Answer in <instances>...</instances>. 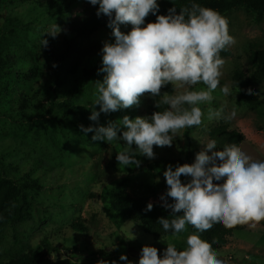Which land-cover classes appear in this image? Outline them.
I'll use <instances>...</instances> for the list:
<instances>
[{
	"label": "rangeland",
	"instance_id": "374dc122",
	"mask_svg": "<svg viewBox=\"0 0 264 264\" xmlns=\"http://www.w3.org/2000/svg\"><path fill=\"white\" fill-rule=\"evenodd\" d=\"M32 1L0 0L1 44L11 50L30 52L39 75L33 78L29 73L26 75L28 77L20 74L12 79L17 80L22 89H15L22 95H31L33 90H44L52 84L50 61L39 53L35 54L34 46L40 45L41 39L47 40L48 44L59 43L68 20L78 11V8H72L70 15L47 17V11L32 7ZM10 11L11 15L8 16L6 12ZM225 17L229 34L234 37L235 43L227 48L230 54L224 58L220 85H227L230 94L224 95L218 87L212 93L211 103L200 105L205 113L203 123L190 130L188 138L185 136L186 129H182L171 147L153 146L154 158L137 154L135 158L140 161L138 167L123 166L117 162L116 170L107 168L109 162L115 161L112 155H116L123 147L116 142L92 140L94 133H83L80 128V125L89 127L91 124L83 123L78 118L64 121V127L46 118L34 128H28L25 124L29 112L20 115L12 112L13 119L10 120L0 118V157L16 167L13 168L18 171L15 179L29 176L40 188L30 195V219L15 224L4 222L0 226V264L14 261L30 248H40L45 252L41 264H97L102 259L109 261V264L113 260L117 264H127L120 260L121 255L127 256L132 264H138L141 248L145 245L155 247L160 257L167 247L166 242L175 244L178 250L186 247L187 235L194 233L188 226L179 239L169 235L155 241L143 233L137 223L109 211L103 200L117 185L124 183L132 197L150 192L152 197L149 201L162 204L160 197L164 195L166 198L167 191L163 176L165 168L172 165L174 170L177 164L193 163L196 153L203 150L204 144L209 141L207 131L219 124L243 134L244 140L239 148L255 160H264V84L256 87L261 102L258 109H252L246 102L239 101L236 90L232 88L236 72L248 77L254 70L249 60L250 45L264 48V15L258 17L239 9L230 11ZM30 19L32 22L29 24L26 21ZM54 23L60 28L55 38L47 33ZM28 26L31 29L26 28ZM120 30L127 34L131 25L122 24ZM92 38L102 43L114 42L111 29L100 30ZM91 88L95 89L94 84ZM203 88V84H197L192 90ZM88 98V94L81 95L80 103L86 102ZM208 108H223L224 115L235 110L236 115L227 121L223 116L209 120ZM54 112L60 113L59 110ZM134 114L129 108L110 112V118H103L99 125L92 127H107L109 122H117L125 115L134 119ZM14 138L20 140L17 146L11 141ZM132 148L135 150L136 146ZM153 164L155 167H151ZM7 170L9 176L14 177L12 169ZM180 179L186 183L191 178L182 175ZM73 224H81L86 232L72 231ZM131 234L134 239H130ZM49 248L56 250L48 252ZM216 252L222 264H264V227L260 222L244 224V229L228 238L226 248Z\"/></svg>",
	"mask_w": 264,
	"mask_h": 264
},
{
	"label": "clouds",
	"instance_id": "9594fccd",
	"mask_svg": "<svg viewBox=\"0 0 264 264\" xmlns=\"http://www.w3.org/2000/svg\"><path fill=\"white\" fill-rule=\"evenodd\" d=\"M89 3L99 6L97 16L103 14L108 18L107 27L114 38V42L105 41L101 49L99 71L105 75L102 81L94 82L93 102L99 111L93 109L89 120L98 121L100 113L138 105L145 94L159 97L155 101L157 109L167 106L150 117L130 119L125 115L117 122H109L107 127L80 125L83 133H94V141L123 140L125 146L116 154L118 164L138 167L137 154L154 158L153 146L171 147L182 129L200 126L205 115L200 105L211 103L212 93L218 87L224 95L230 94L227 85H220L225 64L220 53L234 44L235 39L229 34L226 17L197 3L179 8L178 13L173 6L166 15H157V0H89ZM149 14L156 16L155 22L145 23ZM122 24L131 25L127 34L120 30ZM59 32L55 23L47 31L53 38ZM47 44V40L41 39L42 46ZM168 84L175 94H161V88ZM197 84L205 88L192 90ZM246 92L254 94L251 89ZM223 112V108H208L207 118L223 116L227 121L236 115L235 110L227 115ZM217 148V141L209 140L196 153L193 163L177 164L174 170L168 165L163 172L166 196L173 202L169 203L164 195L160 197L163 208L171 211L157 222L175 239L187 231L188 225L199 233L216 224L232 229L264 221V160L253 159L233 143ZM182 175L191 179L182 183ZM152 207L148 203L145 211H151ZM134 238L131 234L130 239ZM166 244L162 257L155 247L143 246L138 264H222L212 244L196 233L187 235L183 250L171 242ZM120 260L132 264L125 255ZM97 264L109 261L102 259ZM110 264L117 262L113 260Z\"/></svg>",
	"mask_w": 264,
	"mask_h": 264
},
{
	"label": "trees",
	"instance_id": "16d2710c",
	"mask_svg": "<svg viewBox=\"0 0 264 264\" xmlns=\"http://www.w3.org/2000/svg\"><path fill=\"white\" fill-rule=\"evenodd\" d=\"M157 3L159 5L157 15H166L167 10L173 6L177 7L178 13L179 8L190 6L192 3L212 8L224 17L230 11L239 9L252 12L258 17L264 15V0H157ZM32 4L34 8L46 10L47 17L70 15L74 8H78V11L72 14L73 16L68 20L65 26V34L59 43L47 44L46 47L41 44L34 46L35 54L39 53L51 64L53 82L47 86V89L33 90L31 95H22L16 91L15 87L20 86L17 84V80H12L14 77L20 74L28 77L26 75L29 73L34 78L37 77L38 73L30 52L22 53L19 49L11 50L4 47L0 42V118L10 120L13 119L12 112L17 113V115L29 112L27 115L28 122L25 123L28 128H34L38 122L46 118H50L52 122L61 127L65 126L64 121L70 122L72 117L80 119L83 123L91 124V126L99 125L103 118L109 116L110 112L107 114L100 113L98 121L89 120L93 109L99 111V106L93 105L95 89H92L91 86L95 81H101L103 78V72L99 71L102 67L101 49L103 43L100 40H94L92 37L100 30L110 29L107 27L108 18L103 14L97 16L96 12L99 6L90 4L89 0H33ZM6 13L8 16L11 15V11ZM29 17L30 14L28 19ZM155 19V15L149 14L145 23L155 22ZM26 22L30 24L32 21L30 19ZM26 28L31 29L30 26ZM249 50V60L253 64L254 70L248 77L243 76L241 72H236L233 77L232 88L236 90L239 101L246 102L252 109H258L261 102L256 87L264 84V48L252 44ZM229 54L230 51L226 48L221 51L220 56L224 59ZM247 89H251L254 94H247ZM165 92L174 94L171 84L161 88V94ZM84 94H88L89 98L86 102L80 103V97ZM158 99L159 97L154 98L145 94L140 97L138 105L129 109L134 111L135 117H150L153 112L162 111L167 107L162 105L160 109H157L155 101ZM55 110H59L60 113H55ZM194 128H186V138H188L190 130ZM207 136L209 140L215 139L217 141L218 148L216 150L222 149L225 143H233L240 147L244 140L243 134L229 130L224 124L209 129ZM11 141L15 146L20 143L18 142L20 141L19 138H14ZM113 142L121 147L125 146L123 140ZM134 146L132 145V147ZM112 158L115 161L109 162L107 168L116 170V155H112ZM0 166V226L4 222L15 224L27 221L31 217L29 214L32 203L31 192L38 191L40 188L37 182L29 176L26 179L24 177L15 179L18 171L13 168L16 167L11 163H6L3 157H0ZM151 167H155V164ZM5 168L12 169L14 177L9 176L10 172ZM151 197L152 193L150 192L137 198L132 197L126 191L124 183H120L103 201L113 214L137 223L143 233L155 241H160L171 233L165 232L157 220L159 217L166 218L171 210L163 208L160 203L150 202ZM166 199L169 203L173 202L170 197L166 196ZM148 203L153 205L151 211H145ZM178 215H182V213H178ZM260 223L264 227V221ZM188 228L203 240L211 243L213 249L218 251L226 248L228 238L234 232L244 229V224L232 229H226L221 224H216L211 230L199 233L191 225H188ZM71 230L86 232V228L81 224L71 225ZM53 250L56 249H47L48 252ZM64 250L71 251V249ZM45 256V252H42L40 248H30L25 253L19 254L14 261L5 264H41Z\"/></svg>",
	"mask_w": 264,
	"mask_h": 264
}]
</instances>
